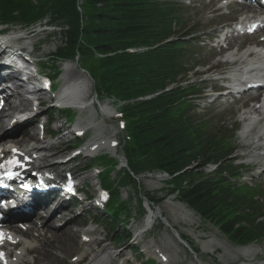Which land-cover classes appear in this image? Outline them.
Wrapping results in <instances>:
<instances>
[{
	"label": "trees",
	"instance_id": "1",
	"mask_svg": "<svg viewBox=\"0 0 264 264\" xmlns=\"http://www.w3.org/2000/svg\"><path fill=\"white\" fill-rule=\"evenodd\" d=\"M84 2L80 13L77 0H0V18L29 25L52 13L66 22L68 44L60 56H104L97 59L99 92L128 102L122 112L133 140L129 149L133 171L157 169L174 177L171 184L179 200L237 244L261 238L264 228L255 224L259 208L226 180L200 181L190 172L178 175L195 163H217L227 153L207 125L192 117L187 98L193 87L164 92L178 85L179 76L186 73L185 45L163 44L179 26L176 5L171 0ZM136 47L150 50L139 55L125 53ZM149 96L154 97L146 99ZM185 182L188 186L183 188Z\"/></svg>",
	"mask_w": 264,
	"mask_h": 264
},
{
	"label": "rangeland",
	"instance_id": "2",
	"mask_svg": "<svg viewBox=\"0 0 264 264\" xmlns=\"http://www.w3.org/2000/svg\"><path fill=\"white\" fill-rule=\"evenodd\" d=\"M78 1L81 2V0H78ZM175 1L177 4L181 5V10H182L181 14H182V17L184 18V21L187 24L198 26V28L200 25L203 24L204 16L202 15L201 10L193 9L192 7L187 8L185 1L184 2L181 0H175ZM83 5H84V2H83ZM48 23H50V24H48ZM15 25H16V22H13L11 24V26H15ZM66 25H67L66 22L61 21V19H59L57 16H53L51 13V14H47L45 19L41 22L40 26L35 27V28H33V30L29 31V33L30 32L34 33L31 36L30 41L32 43H34L35 48H37V50H38L36 56L38 58H48V59H46L48 62V68L44 71L45 74H47V76H52V73L50 72L49 69H51L52 68L51 66L54 65L53 64V56H55L56 54L59 55L60 52L64 53L65 52L64 49H66V47H67L66 44H68V36H67V34H68V27L67 26L68 25L67 26ZM13 28H14V30L18 29L17 27L16 28L13 27ZM13 28H11V29H13ZM197 36H199V35H197ZM197 58L199 59L198 61L194 57L195 63L210 62V65L216 64L214 61H208V57L206 56V50H202ZM92 63H93V65L91 63L88 64V62L86 64L84 62H82L80 64H78V63L72 64L71 63L72 66H71V68L70 67L69 68L71 71H76V73H79V71H81V67L82 68L87 67L88 69L92 70L99 77V75H100V71L98 69L99 63L96 60V58L92 59ZM67 64H69V63H67ZM70 65H68V66H70ZM75 65H76V68L74 70L73 68ZM59 68L63 69L64 65L59 64ZM202 70H203L202 68H199V69H196L194 72H192L190 74V77H189L190 80L195 81L197 79L195 77V74H198ZM55 72L56 71H54V73ZM63 79H66V81L68 82V80L69 81L72 80L73 77H71V76L65 77V74H64ZM204 79L205 78L200 79L199 82H201V80H204ZM61 80H62V76L59 77V82H61ZM98 92H99V90H98ZM99 93L104 94L101 92H99ZM208 93H209V89L208 90L206 89L204 94L206 95ZM92 96H93V94L90 96L88 102L92 101ZM106 103L108 104V108L111 112V117H110L111 121L107 120L106 122L108 123L109 127L117 128L118 124L116 123V121L113 118L115 115V111L117 110V106H115L110 101H106ZM106 103H103L100 107H102L103 105H107ZM240 105L241 104L231 105L229 107V109H226V107H223V106H221V107L213 106V107L208 108V107H205V105L201 104L195 110V115H196V118L198 120L209 121L211 128L218 131L220 128L230 127V125L232 124L233 116L235 114V110L240 109ZM232 109H233V111L230 112ZM85 116L86 117H83L84 120H86L88 118V114H85ZM9 118H7V119H9ZM100 118H101V116H99V119ZM83 119H81V121ZM6 124L7 123H5V125L3 126L4 128L6 127ZM53 128H55V126H53ZM111 128H110V130H108L109 135L113 131H115V130H111ZM120 133L121 132H119L117 134V141L120 142L119 147H117V149H116L118 153L120 152L121 144H122V134H120ZM88 136H89L88 137V141H89L92 138L90 132L88 133ZM10 137H12V136H10ZM61 138L62 139L59 138L60 140L56 139L54 141L56 143H57V141H59L61 143V145L59 146L58 150L65 152V151H67V148L69 146V143H68L69 140L67 138H63V135L61 136ZM242 144H243V141L240 139H237L236 142L234 143V147L240 148L242 146ZM18 145H21V144L18 143ZM104 153H109L111 156L116 155V154L114 155L110 151H101L98 154H104ZM51 154H53L54 157L56 156L55 153H52V149H51ZM242 154H243V151L237 150V152L233 156H240ZM104 161H105V163L107 162L106 159ZM245 162L248 164V159H246ZM87 163L88 164L90 163V159L80 160L77 163H74L72 165H68V167L75 169L77 167H82V166L86 165ZM247 173H250V172H247ZM156 176H157L156 173H150V172L140 173V175L138 177L140 184L136 182L138 187L137 188L135 187V189H133L134 187L132 188L129 186L128 188H126V192L123 191V194L129 193L130 196H135L138 200H140V199L142 200L145 198V199H149L152 202H154V209H156V213L161 212V215L165 218V219L163 218L165 220V222L166 223L168 222L166 225L163 221H158L156 228L153 231V233H151L150 235H147V238H146L147 242H145V243L149 244V242H154L155 245H158V247L162 251L165 252V254H167L171 257L173 255L172 254L173 251H178V256H177L176 261H175L176 264H191L193 256L187 252L185 247L180 245V243H179L178 239L176 238V236L174 235L172 229L175 230L177 232V234L178 233L181 234L183 239H185L187 242L189 241L192 248L198 250V257L201 259V261L204 262V264H244V263L248 264V262H249V264H252V261H253L252 259H255L257 256H259V248H256V251L258 254L254 258L239 257L236 259H232L233 256L229 252L232 253L233 251H235L237 249H241V248L230 246L226 242V239L218 232V230L215 229V227L212 225V223L203 222L200 219V217L197 214H195L192 210H189L192 213V219L184 218L181 215V211H179V214H178V217H179L178 221L179 222L175 223L173 221V218L171 217V215L169 213L170 207L174 206L177 208H181V206H184V205L177 203L176 198H179L177 195L170 196L168 194V190L171 189V188H169V186H168L169 184L167 183L168 178H165V181H166V184H165V182L162 183L161 180L158 181L155 178ZM262 188L264 191V184H263ZM90 192H92V189H90ZM138 194H140V195H138ZM114 198H116V197L114 196ZM146 205H147V203L145 204V207H146ZM263 205H264V203H263ZM61 212H62V214H65V213L68 214V217L74 218V220H72L66 227L63 226L60 228V227H58V225L55 226L56 224L54 222L56 220H59V222H63V221L66 222V218H68V217L65 218V217L59 216L58 219L52 220L53 224H52V227L50 228V233L53 234L57 238H59L60 236H63V238L69 239L71 236H73V238H70L71 246H70L68 252H66L63 249L64 253L66 252L65 255H67V257L60 253L64 257V260L54 259V260H50L49 263H47V264H51V263L74 264L73 258L80 255L79 251H81V249H80L79 244L77 245V241H78L79 236L76 235L75 231L77 229H75V228H78L79 227L78 225H82V223L78 224L76 222L77 221V215L71 216L70 210H67L63 207ZM62 218H64V219L62 220ZM37 219L40 220L41 225L44 224V221H45L44 216H42L41 218H37ZM78 221H80V219H78ZM138 223L140 225H142L143 221H139ZM101 225L102 224H99L98 228H100L101 231L102 230L105 231V229H103ZM137 225L138 224L136 222H134L131 226H129V227H132V232L134 231V229ZM33 227H34V224H33ZM72 227H75V228L72 229ZM120 231H122V230H120ZM67 233H69L70 237L67 236ZM124 235H125V233L118 234V236L122 237V238H125V237H123ZM214 236H216L218 238L217 241H221L223 245L218 246V247H214V249L212 248V250H210L208 252L206 251L203 253V248H202L203 244L207 243L210 240H213ZM169 237H173L174 240L169 242V240L167 239ZM110 243L111 242H109L107 244H110ZM131 244H134V240L131 241ZM122 245L124 246V244H122ZM106 246L109 248V251L113 250V248H111L109 245H106ZM258 246H260V248H261L264 245H258ZM170 247H172V249H170ZM250 247H255V246H250ZM201 250H202V252H201ZM117 251H119V250H117ZM120 253H121L120 256H123V252L121 251ZM124 253H125V251H124ZM211 253H213V254H211ZM129 254H130V250L127 249L125 256L127 258L131 257ZM260 254L261 255L256 259V261H262V263H264V252H262L260 250ZM227 257H230L231 259H228ZM244 258H246L248 260V262ZM43 259L44 258H41L40 261H42ZM47 260H48V258H47ZM201 261L198 260V264H203ZM26 262H28V260H26ZM30 264H33V263H30ZM42 264H45V263H42Z\"/></svg>",
	"mask_w": 264,
	"mask_h": 264
},
{
	"label": "bare ground",
	"instance_id": "3",
	"mask_svg": "<svg viewBox=\"0 0 264 264\" xmlns=\"http://www.w3.org/2000/svg\"><path fill=\"white\" fill-rule=\"evenodd\" d=\"M29 40V39H28ZM22 50H30L31 46L30 43H24ZM250 66H257L260 67V71L258 75L264 76V56L259 58L257 61H253L252 65L248 64V67ZM65 77L71 76L73 77L72 80H68L67 88L64 89L62 92V95L59 97V103L64 106H69L70 108L76 109L77 111H80V114H88V118L86 120H82V122L85 123L87 130H92L94 132V135L90 139V141L84 145L82 150L80 151L84 157H92L93 155L97 154L100 151H106V150H114L115 147V136L116 133L113 131L110 135L106 133V130H110V127L106 126L105 119L110 118V111L107 107V105H103L102 107H99V115L101 118L96 119V117L93 115L94 111H91L92 107L90 104L86 103V96H88L90 92L91 85L89 81L86 79L85 76H79L75 71H71L69 67L65 69ZM241 78H247L246 74H243ZM89 91V92H88ZM12 109V107H11ZM87 109V110H86ZM264 110V105H262L258 109H251L247 112H245L242 115V118L245 122V127H250V125L254 124L255 119L259 118V115L261 111ZM9 116L5 113H2L0 115V134L1 132L4 133L2 136H0V139H4V137H16L17 133L21 131L20 128H16L11 126L12 129H9V124H6V127L4 128V124L8 120V122L11 121L10 119H7ZM9 129V131H8ZM77 129L82 130V126L77 124ZM254 134L257 133V137H254L253 139H249V137H246V139L252 140L253 144H259L261 142H264V121L259 124L257 127H255ZM259 131V132H258ZM106 133V135H105ZM262 134V135H261ZM108 136V137H107ZM6 141V140H5ZM4 141V142H5ZM9 143V142H8ZM18 144V143H17ZM31 148V149H30ZM52 146H49L47 143H41V144H34L31 147H25L23 149H19V151L26 154L27 157L32 158L33 161L30 165L32 168H36L38 166L41 170H56L60 169L64 165H58L56 162V158L53 154H51ZM7 151V149H4V151ZM264 159V156L262 157ZM63 207H58L51 213H49V210H46L44 208L41 210L40 213H35L33 216H30L28 218H25L26 221H34L33 218H41L44 216V224L41 226H38L36 223L33 222L34 227L32 226L28 232L23 234L20 230H14L16 233L22 235V237H18L20 239V244L17 248H15V251L12 253L10 260L12 261L11 264H28L26 262L28 256H34L35 262L33 264H42V263H49L50 260H64V257L58 255V253L63 254L64 256L66 252L69 251V248L71 246L70 238H73V236L70 237L69 233H67V236L70 238H63V236H60L59 238L55 237L53 234L50 233V228L52 227V220L58 219L59 216L61 217H68V214H62ZM179 211H181V215L186 219H192V213L185 208L184 206H181V208H177L174 206L170 207V215L173 218V221L175 223H178V214ZM64 213V212H63ZM158 215L159 213H155ZM152 215H148L146 217L144 227L150 222L152 219ZM155 216V215H153ZM64 218H62L63 220ZM74 218H66V222H60L58 224V227H66ZM63 223V224H62ZM168 223V222H167ZM57 226V225H55ZM77 236L90 238V242L85 246V249L83 252L80 253L78 257V261L84 259L88 255H92V258L87 264H117V257H120L121 253L109 251V248L105 245L101 248V250H97V247L102 243V238H100V231L91 230L88 227H85L84 230L78 229L75 231ZM177 233V232H176ZM136 239L135 241L141 239L142 233L140 231L136 232ZM179 239L181 241V234H177ZM217 237L214 236L213 240L208 241L207 243L203 244V253L208 252L214 249V247H218L223 245L221 241H217ZM52 242V243H51ZM184 244L189 245L186 241H183ZM219 243V244H218ZM148 254H156L157 250L156 246L153 245V243H144L143 247ZM257 246L255 247H245L241 249H237L233 251L232 253V259H236L239 257H247V258H254L258 253L256 251ZM63 249L66 251L64 253ZM11 252V251H10ZM123 255H124V251ZM157 255V254H156ZM41 258H44L42 261ZM48 258V260H47ZM228 259H231L230 257H227ZM12 259H15L13 261ZM106 259V260H105ZM103 260H105L103 262ZM131 259H127L122 263L119 264H129ZM253 260V259H252ZM251 260V261H252ZM45 261V262H44ZM198 261V259H197ZM174 260H167L164 264H173ZM56 264V263H53ZM195 264V263H193Z\"/></svg>",
	"mask_w": 264,
	"mask_h": 264
}]
</instances>
